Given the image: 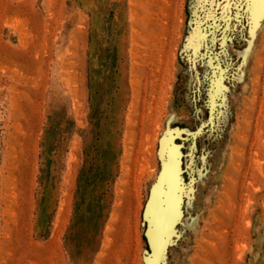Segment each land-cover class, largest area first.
<instances>
[{
  "label": "rangeland",
  "instance_id": "1",
  "mask_svg": "<svg viewBox=\"0 0 264 264\" xmlns=\"http://www.w3.org/2000/svg\"><path fill=\"white\" fill-rule=\"evenodd\" d=\"M112 1L94 68L108 89L115 52L117 90L101 100L105 110L115 99L121 128L116 177L102 227L70 232L94 137L91 16L73 0H0V264H264V11L253 0ZM62 118L43 185L44 136ZM164 175L182 202L154 243L145 214Z\"/></svg>",
  "mask_w": 264,
  "mask_h": 264
},
{
  "label": "trees",
  "instance_id": "2",
  "mask_svg": "<svg viewBox=\"0 0 264 264\" xmlns=\"http://www.w3.org/2000/svg\"><path fill=\"white\" fill-rule=\"evenodd\" d=\"M82 9H84L91 16L92 29H91V54L89 63V88L91 94V125L94 130V137L91 144L85 150V157L87 162L85 163L83 169L81 170L78 179V188L75 198L74 206V218L72 225L70 227V232L83 227L86 221H91L94 230L97 232L103 225L109 206L111 204L112 198V186L115 180V171L117 168V150L118 144L121 139V128L119 125V119L115 115L116 104L115 99H108V104L106 109H102V98L108 97L111 88H116L115 80L112 76L117 74V64H116V54L108 53L107 62H105L104 67L112 75L108 78L112 82V85L108 86V89L103 90L99 87L97 82V77L99 75L98 71L94 68V60L97 53L98 44V26L100 20L103 18L108 24V27L113 29L114 23L113 17L114 13L111 9L119 8V1L107 0L110 4V15L108 14L107 8L103 7L105 0H73ZM109 6V7H110ZM121 7V5H120ZM118 10V9H117ZM123 10V9H122ZM119 12V10H118ZM107 13V14H106ZM121 13H119V18H121ZM105 17V18H104ZM112 86V87H111ZM117 90V88H116ZM65 119H60L59 121H54L51 119L49 128L45 133L43 140V167L41 168V180L46 183L50 177V161L49 155L54 151L58 152L60 145L63 142V122ZM104 127V130H102ZM54 142V149L49 151L50 141ZM106 144V149L104 147L103 151L98 144ZM107 142V143H106ZM92 194V195H91ZM90 197L94 201L90 202ZM95 241V240H94ZM93 242V240H91Z\"/></svg>",
  "mask_w": 264,
  "mask_h": 264
},
{
  "label": "water",
  "instance_id": "3",
  "mask_svg": "<svg viewBox=\"0 0 264 264\" xmlns=\"http://www.w3.org/2000/svg\"><path fill=\"white\" fill-rule=\"evenodd\" d=\"M253 6L255 8V12L258 17L264 11V0H253ZM210 124L208 123L206 126L208 127ZM197 133L193 134V138H196ZM174 170L177 175V179L181 173H184V164L183 161L179 163V161L172 162ZM160 186L153 192L151 196V200L149 205L146 209L145 219L148 221V229L151 232V237L153 242H162L163 237H167V233H169V228H172L174 222L177 217H179V208L181 206L182 199L180 198L181 188L179 186H172L169 184L168 179L165 177L162 178V181L159 183ZM163 185L170 187L171 196L168 198L169 200L164 201L162 199V195L164 194ZM176 206V210L174 211L173 208ZM154 208L159 216L157 219L155 215L152 213L151 209ZM154 248L158 250L161 248V244H154Z\"/></svg>",
  "mask_w": 264,
  "mask_h": 264
},
{
  "label": "snow or ice",
  "instance_id": "4",
  "mask_svg": "<svg viewBox=\"0 0 264 264\" xmlns=\"http://www.w3.org/2000/svg\"><path fill=\"white\" fill-rule=\"evenodd\" d=\"M226 7H227V5H226ZM239 7L243 8V7H245V5L241 2V3H239Z\"/></svg>",
  "mask_w": 264,
  "mask_h": 264
}]
</instances>
